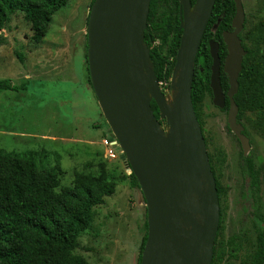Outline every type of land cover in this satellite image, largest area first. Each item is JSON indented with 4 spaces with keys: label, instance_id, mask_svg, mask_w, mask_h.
Here are the masks:
<instances>
[{
    "label": "rangeland",
    "instance_id": "374dc122",
    "mask_svg": "<svg viewBox=\"0 0 264 264\" xmlns=\"http://www.w3.org/2000/svg\"><path fill=\"white\" fill-rule=\"evenodd\" d=\"M91 3L71 0L54 15L40 43L32 40L31 25L23 12L11 15L2 31L7 42L0 47V80L18 88L0 90V149L37 152L40 167L62 168V186L69 188H73L75 172L85 171L87 161H94L95 166L105 162L116 177V191L95 207L93 224L79 236L75 252L91 264H137L145 234L146 203L141 189L130 183L127 164L104 157L102 138L111 135L110 127L89 83L86 62ZM243 3L246 18L251 19L248 28L264 24V0ZM17 53L23 54L24 62ZM78 65L85 69V77L79 81ZM34 66L39 70L31 73ZM161 88L172 102L175 90L168 84ZM202 113L208 152L220 161L216 169L223 191L221 243L214 246L221 248L223 258L215 264H240L254 248V215L264 216V115L247 108L240 116L252 146L246 156L261 169L260 191L251 196L242 172L241 143L228 128V110L216 106L213 97L206 94ZM162 125L167 127L166 122ZM229 239L238 247L236 254L229 252Z\"/></svg>",
    "mask_w": 264,
    "mask_h": 264
},
{
    "label": "water",
    "instance_id": "95a60500",
    "mask_svg": "<svg viewBox=\"0 0 264 264\" xmlns=\"http://www.w3.org/2000/svg\"><path fill=\"white\" fill-rule=\"evenodd\" d=\"M179 1L183 33L171 78L176 92L172 102L145 42L151 0H94L87 25L92 87L146 203L148 237L141 264H212L220 227L217 181L192 100L196 58L216 0ZM234 1L233 30L223 32L229 89L225 93L221 84L220 44L215 40L210 41V86L216 106L225 108L229 98L228 125L246 156L252 146L235 101L247 54L240 37L246 11L243 0Z\"/></svg>",
    "mask_w": 264,
    "mask_h": 264
},
{
    "label": "trees",
    "instance_id": "16d2710c",
    "mask_svg": "<svg viewBox=\"0 0 264 264\" xmlns=\"http://www.w3.org/2000/svg\"><path fill=\"white\" fill-rule=\"evenodd\" d=\"M70 1L0 0V47L7 42L2 31L13 13L17 11L24 13L25 19L31 25L32 40L40 43L46 36L54 15ZM191 1L192 4L196 2ZM93 2L94 0L90 8ZM235 13L234 0H216L196 58L192 100L203 133V102L206 94L213 97L210 86L213 63L210 41L215 40L220 44L221 84L226 93L229 89V78L223 70V65L228 50L223 32L233 30L232 20ZM250 21V17H247L244 30L240 34L247 54L239 76V90L235 95V101L239 106V122L242 111L247 108L264 115V24L249 29ZM182 33L180 1L151 0L145 42L151 49V59L159 82L167 83L169 88ZM86 47L88 49V42ZM17 54L21 62H24L23 54ZM86 62L89 72L87 53ZM89 83L92 87L90 75ZM20 87L24 88V84ZM17 88V85L7 80H0V90ZM229 104V98L226 97V110ZM151 106L156 117L160 119L156 101L153 100ZM162 122L166 120H161ZM244 132L248 136L246 129ZM205 140L209 148L210 143L206 136ZM37 157L38 153L34 151L20 153L4 152L0 149V264H91L75 250L79 246V236L87 232L93 224L95 207L102 204L106 196L115 193L117 187L115 175L107 170L105 162L99 161L95 166L94 161H87L84 165L85 171L75 172L73 188L63 187L62 168L59 165L52 169L40 167ZM209 157L220 199L223 191L216 169L220 161L210 152ZM242 160V172L247 181L248 193L253 196L261 188V169L249 155L245 156L242 153ZM87 168H93L94 171L88 172ZM129 178L131 185L140 189L134 173H131ZM222 222L220 218V228ZM254 222L257 233L254 248L240 264H264V216L255 213ZM144 227L145 234L137 264H141L142 252L148 237L147 208ZM219 236L220 230L215 245L221 243L218 240ZM227 242L229 244L231 242L229 245L231 255L236 254L238 247L233 246L235 241L229 239ZM222 258L221 248L214 247L212 264Z\"/></svg>",
    "mask_w": 264,
    "mask_h": 264
},
{
    "label": "built area",
    "instance_id": "2783aa9c",
    "mask_svg": "<svg viewBox=\"0 0 264 264\" xmlns=\"http://www.w3.org/2000/svg\"><path fill=\"white\" fill-rule=\"evenodd\" d=\"M161 86L166 85L167 83L165 82H160ZM102 144L105 148L104 151V157L108 160H121L123 163L125 162V164H127L128 166V162L127 159L124 158V151L120 146V143L118 141V139L115 137V135L111 132V135H107L104 136L102 138ZM128 170L131 173V169L128 166Z\"/></svg>",
    "mask_w": 264,
    "mask_h": 264
},
{
    "label": "crops",
    "instance_id": "0c3cea01",
    "mask_svg": "<svg viewBox=\"0 0 264 264\" xmlns=\"http://www.w3.org/2000/svg\"><path fill=\"white\" fill-rule=\"evenodd\" d=\"M39 53H37V57H39V55H38ZM31 68V67H30ZM34 70H39L38 68H36L35 66L31 69V73H36ZM75 71H77V76L79 77V78H77V81H79V79H80V77H82V79H84V77H85V69L83 68V69H81L80 67H79V65L77 66V69L75 70ZM75 71H74V74H75ZM62 76H64V74H62V73H60ZM63 80H68L67 78H63ZM76 81V82H77ZM85 82V81H84ZM82 84V83H81ZM83 85V84H82ZM128 167V166H127ZM128 174L130 175L131 173L128 171Z\"/></svg>",
    "mask_w": 264,
    "mask_h": 264
},
{
    "label": "flooded vegetation",
    "instance_id": "af4514ba",
    "mask_svg": "<svg viewBox=\"0 0 264 264\" xmlns=\"http://www.w3.org/2000/svg\"><path fill=\"white\" fill-rule=\"evenodd\" d=\"M228 109H229V107H228Z\"/></svg>",
    "mask_w": 264,
    "mask_h": 264
}]
</instances>
